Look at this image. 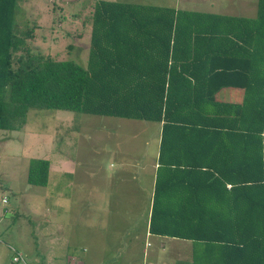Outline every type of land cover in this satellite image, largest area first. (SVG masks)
I'll return each instance as SVG.
<instances>
[{"label":"trees","instance_id":"obj_1","mask_svg":"<svg viewBox=\"0 0 264 264\" xmlns=\"http://www.w3.org/2000/svg\"><path fill=\"white\" fill-rule=\"evenodd\" d=\"M17 2L0 0V133L31 109L158 123L148 232L191 241L179 264H264V0L253 17L95 0L84 65L34 50ZM48 175L29 159L28 184Z\"/></svg>","mask_w":264,"mask_h":264},{"label":"rangeland","instance_id":"obj_2","mask_svg":"<svg viewBox=\"0 0 264 264\" xmlns=\"http://www.w3.org/2000/svg\"><path fill=\"white\" fill-rule=\"evenodd\" d=\"M94 1L18 0L15 22L22 29L33 27L34 50L84 65ZM111 1L246 17L255 16L257 8V0ZM238 96L221 93L226 100ZM26 120L19 130L0 133V264H175V259H190L191 241L147 232L158 123L52 108L31 109ZM54 155L74 162L72 174H61L56 185L28 184L29 159ZM127 197L131 215L123 206L113 208L117 199L124 205ZM15 251L23 260H13Z\"/></svg>","mask_w":264,"mask_h":264},{"label":"crops","instance_id":"obj_3","mask_svg":"<svg viewBox=\"0 0 264 264\" xmlns=\"http://www.w3.org/2000/svg\"><path fill=\"white\" fill-rule=\"evenodd\" d=\"M228 15H230V14H228ZM233 15H235V14H233ZM157 156H158V152H157ZM47 160L49 161V175L54 172L53 179H51V181H50V176L48 175V183L50 182L52 185L59 184L60 181H61L62 175H64V174H72L71 172H73L75 170V166H74V162L73 161L69 162L67 159L59 158L56 155H54L52 159L51 158H47ZM156 166H157V163L155 162V164H154L155 170H156ZM128 182H130V181L128 180ZM154 185H155V171H154V177H153L152 182H151V186H149L150 194H149V205H148V219H147V222H146L147 230H148V225H149V216H150V210H151V203H152ZM121 198L117 199L114 202V204H113L114 207L113 208H117V207L119 208L120 206H123L125 208V210L127 211L126 215H131V201H129L128 200L129 198L127 197L123 201L124 205H121L120 204ZM154 236H156V235H154ZM161 237H164V236H161ZM174 254H176V253L174 252ZM177 254L180 255V252H178ZM180 260H182V259H178V260L175 259V264L180 262ZM188 260H191V257Z\"/></svg>","mask_w":264,"mask_h":264},{"label":"built area","instance_id":"obj_4","mask_svg":"<svg viewBox=\"0 0 264 264\" xmlns=\"http://www.w3.org/2000/svg\"><path fill=\"white\" fill-rule=\"evenodd\" d=\"M3 200L5 201L6 198H4ZM146 245L149 246L150 244L147 242ZM13 260L19 262V260H23V257H22V255L19 252L15 251V254L13 255ZM69 264H81V263L77 262V261H73V262H71Z\"/></svg>","mask_w":264,"mask_h":264}]
</instances>
